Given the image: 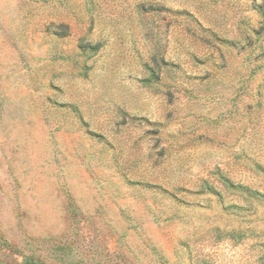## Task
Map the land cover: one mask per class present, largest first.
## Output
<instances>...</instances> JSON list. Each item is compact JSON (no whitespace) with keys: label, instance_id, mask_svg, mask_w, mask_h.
Wrapping results in <instances>:
<instances>
[{"label":"rangeland","instance_id":"1","mask_svg":"<svg viewBox=\"0 0 264 264\" xmlns=\"http://www.w3.org/2000/svg\"><path fill=\"white\" fill-rule=\"evenodd\" d=\"M23 255L264 264V0H0V257Z\"/></svg>","mask_w":264,"mask_h":264},{"label":"trees","instance_id":"2","mask_svg":"<svg viewBox=\"0 0 264 264\" xmlns=\"http://www.w3.org/2000/svg\"><path fill=\"white\" fill-rule=\"evenodd\" d=\"M3 246L9 250L11 249L7 244H5V245L3 244ZM14 252H15V250H14ZM0 264H51V263L45 262L44 260L40 259L39 257L23 255L21 260H18L14 256L10 260H3L0 257Z\"/></svg>","mask_w":264,"mask_h":264}]
</instances>
